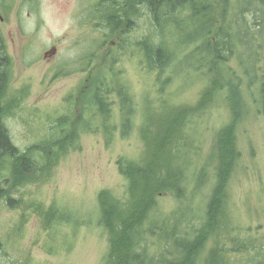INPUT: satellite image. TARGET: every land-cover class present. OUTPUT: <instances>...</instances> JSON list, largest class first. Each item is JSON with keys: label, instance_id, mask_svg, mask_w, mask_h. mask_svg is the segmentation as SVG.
<instances>
[{"label": "rangeland", "instance_id": "rangeland-1", "mask_svg": "<svg viewBox=\"0 0 264 264\" xmlns=\"http://www.w3.org/2000/svg\"><path fill=\"white\" fill-rule=\"evenodd\" d=\"M5 1V7L0 5V30L12 62L11 88L27 93L21 109L7 120L15 144L25 150L55 142L71 132L78 134V140L60 158L49 179L14 190L18 207L0 202L1 262L104 264L109 242L99 223L100 191L127 198L128 180L120 174L118 161L145 160L147 145L141 130L147 118L159 111L165 99L176 105H197L211 76L204 71L177 69L172 63L158 81V72L148 66L139 44L148 34L156 41H169L173 33L171 29L166 36L157 33L144 7L143 16L132 21L131 29L125 26L123 31L128 34L120 39L117 35L107 38V18L92 21L100 0H37L38 7L28 0ZM262 30L258 82L249 87L236 61L223 65L218 75L225 83L224 90L186 126L189 150L199 149L202 160L215 145L218 131L232 122L229 93L232 85L243 81V109L237 123L242 156L228 185L229 228L222 237L218 233L210 239L200 264H205L212 250L234 243L239 246L226 252L231 264H264V14ZM53 48L57 55L46 58ZM90 52L96 56L92 61L85 58ZM82 68L88 72H81ZM168 76L173 83H163ZM96 78L109 86V120L92 107L84 119L77 114L81 94L90 79ZM123 98L132 102L134 122L128 135H124L121 114ZM63 116L68 119L59 127L55 122ZM8 163L0 167V176L10 175ZM177 204L168 196L162 208L171 213ZM50 210L57 213V221L46 227ZM233 239L236 242L232 243Z\"/></svg>", "mask_w": 264, "mask_h": 264}, {"label": "trees", "instance_id": "trees-1", "mask_svg": "<svg viewBox=\"0 0 264 264\" xmlns=\"http://www.w3.org/2000/svg\"><path fill=\"white\" fill-rule=\"evenodd\" d=\"M28 1L37 6V0ZM220 1L100 0L97 4L91 19L107 18L105 27L110 31L107 38L117 35L123 39L128 34L123 31L125 26L131 29L132 21L144 13L160 35L166 36L171 29V43L166 38L156 41L148 34L139 44L148 66L158 72L159 82L172 63L177 64V69L204 71L211 76L197 105H176L165 99L159 111L147 118L141 130L147 145L145 160L118 161L120 174L128 180L127 198L122 200L110 190L100 191L99 223L107 231L109 242L104 264H200L210 239L218 233L222 237L229 228L228 185L242 156L237 144V123L243 109L240 93L243 81L239 79L229 93L232 122L218 131L215 145L202 160L199 149L189 150L186 126L224 90L225 83L218 75L223 65L236 61L249 87L258 82L264 0ZM0 5L5 7L6 1L0 0ZM113 45L114 49L118 46L117 42ZM95 57L90 52L85 58L92 61ZM80 71L85 72L86 68ZM173 81L168 76L163 83ZM11 86L12 62L0 30V167L9 161L10 171L8 177L0 176V202L6 201L9 207L16 208L20 202L12 196L14 190L49 179L60 158L78 140V134L71 132L55 142L25 150L17 146L7 120L21 109L27 93L13 91ZM262 94L264 99V88ZM109 96V86L102 84V79H90L77 103L78 116L84 119L92 107L109 120ZM131 106V100L123 98L124 135L130 133L134 122ZM67 119L68 116L60 117L55 124L64 125ZM168 196L178 202L171 213L162 208V201ZM56 221L57 213L47 212L46 227ZM2 246L0 239V250ZM238 246L239 243H234L232 247L212 250L205 264H231L226 252Z\"/></svg>", "mask_w": 264, "mask_h": 264}, {"label": "water", "instance_id": "water-1", "mask_svg": "<svg viewBox=\"0 0 264 264\" xmlns=\"http://www.w3.org/2000/svg\"><path fill=\"white\" fill-rule=\"evenodd\" d=\"M57 53H58V51H57V49L56 48H53L50 52H48L46 55H45V57L47 58L48 56H55V55H57Z\"/></svg>", "mask_w": 264, "mask_h": 264}]
</instances>
